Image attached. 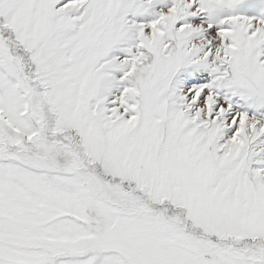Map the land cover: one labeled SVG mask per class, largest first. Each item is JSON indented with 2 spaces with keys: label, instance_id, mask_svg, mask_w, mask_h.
<instances>
[{
  "label": "snow or ice",
  "instance_id": "1",
  "mask_svg": "<svg viewBox=\"0 0 264 264\" xmlns=\"http://www.w3.org/2000/svg\"><path fill=\"white\" fill-rule=\"evenodd\" d=\"M0 264H264V0H0Z\"/></svg>",
  "mask_w": 264,
  "mask_h": 264
}]
</instances>
